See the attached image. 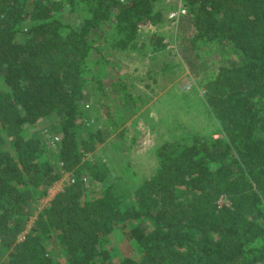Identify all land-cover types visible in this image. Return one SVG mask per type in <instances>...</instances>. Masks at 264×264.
Instances as JSON below:
<instances>
[{
    "label": "trees",
    "instance_id": "trees-1",
    "mask_svg": "<svg viewBox=\"0 0 264 264\" xmlns=\"http://www.w3.org/2000/svg\"><path fill=\"white\" fill-rule=\"evenodd\" d=\"M182 1L195 57L231 52L198 82L220 129L189 130L174 119L184 129L155 147L154 171L129 188L107 160L85 158L108 132L86 124L80 100L91 81L109 89L99 71L111 69L109 58L93 59L100 42L134 46L177 5L0 0V264H264V0ZM66 6L79 15L64 19ZM130 98L124 90L117 101L116 126ZM112 108L104 106L110 117ZM50 116L59 135L48 149L28 128ZM66 170L75 180L24 232L35 201ZM96 182L100 192L90 196ZM122 227L133 247L115 259L109 239Z\"/></svg>",
    "mask_w": 264,
    "mask_h": 264
},
{
    "label": "rangeland",
    "instance_id": "rangeland-1",
    "mask_svg": "<svg viewBox=\"0 0 264 264\" xmlns=\"http://www.w3.org/2000/svg\"><path fill=\"white\" fill-rule=\"evenodd\" d=\"M173 2L178 6L182 0ZM78 15L79 12L69 10L68 6L63 9V18L66 20H72ZM189 23L187 14L179 16L175 21L168 14L158 25L144 27L136 45L118 49L105 41L100 42L102 49L93 56L96 60L104 54L111 62V69L107 73L105 67L99 70L103 83L109 89H101L96 82L91 81L80 100L81 116L88 126L100 127L108 132V136L85 158L107 160L112 177L118 176L126 187L133 188L152 174L158 164L155 147L163 140L174 139L184 129L178 127L174 119H178L189 130L210 133L220 129L205 104L198 82L212 74L221 63H230L231 52L219 53L208 48L203 59L195 57L186 40ZM96 42L99 41L96 39ZM93 64L96 70L101 66L97 61ZM124 90L132 95L131 103L128 104L125 121L116 126L113 122L121 118L116 103ZM108 102L113 106V117L104 111ZM57 121L53 116L44 117L29 127L28 131L42 133L48 149L54 148L57 144L55 135H59ZM121 128H125L124 136L118 135ZM70 175V171H64L49 186L47 193L35 201L34 211L24 232L30 229L39 210L48 204L51 196L68 183ZM99 192V183L88 184L87 193L90 196ZM226 200L225 197L220 199L222 202ZM24 232L21 237H24ZM109 242L114 245L115 259L133 247L131 237L123 227L112 233Z\"/></svg>",
    "mask_w": 264,
    "mask_h": 264
},
{
    "label": "built area",
    "instance_id": "built-area-1",
    "mask_svg": "<svg viewBox=\"0 0 264 264\" xmlns=\"http://www.w3.org/2000/svg\"><path fill=\"white\" fill-rule=\"evenodd\" d=\"M186 11H187L186 6H185V4L182 1L180 4H178V6L176 8H174L173 10H171L169 12V17L173 21H175V20H177L179 18V16H181L182 13L184 14ZM57 137H58V135H56V138ZM84 179L87 180V177H85ZM74 180H75V177L71 174L69 176V178H68V183L72 182Z\"/></svg>",
    "mask_w": 264,
    "mask_h": 264
},
{
    "label": "crops",
    "instance_id": "crops-1",
    "mask_svg": "<svg viewBox=\"0 0 264 264\" xmlns=\"http://www.w3.org/2000/svg\"><path fill=\"white\" fill-rule=\"evenodd\" d=\"M53 196H54V195H52L51 198H52ZM51 198H50V199H51Z\"/></svg>",
    "mask_w": 264,
    "mask_h": 264
}]
</instances>
